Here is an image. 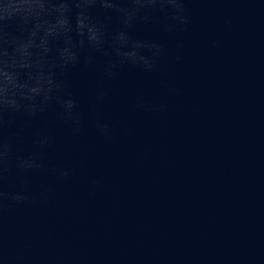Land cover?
Returning <instances> with one entry per match:
<instances>
[{"label":"water","instance_id":"1","mask_svg":"<svg viewBox=\"0 0 264 264\" xmlns=\"http://www.w3.org/2000/svg\"><path fill=\"white\" fill-rule=\"evenodd\" d=\"M184 31L141 26L136 37L161 43L158 71L118 69L96 105L95 71L70 73L84 117L73 137L54 112L26 122L18 144L47 130L42 155L52 172L13 175L46 203L5 210L9 252L31 244L25 264H264V0H188ZM179 58V59H177ZM137 97L149 108L135 109ZM161 104L163 111L150 110ZM113 131L96 130L93 110Z\"/></svg>","mask_w":264,"mask_h":264},{"label":"clouds","instance_id":"2","mask_svg":"<svg viewBox=\"0 0 264 264\" xmlns=\"http://www.w3.org/2000/svg\"><path fill=\"white\" fill-rule=\"evenodd\" d=\"M188 0H0V264H25L33 245L9 252L4 241L3 216L27 204L46 203L51 189L41 187L38 196L28 182L20 190H6L13 175L52 172L58 180L73 175L70 168H50L43 151L54 144L47 130L31 132L32 150H18L27 127L12 131L18 118L26 122L54 112L59 123L68 124L71 135L84 127L80 105L72 91L73 69L93 70L99 78L93 90L96 105L107 96L104 85L116 79L118 69L130 67L145 73L160 69L166 54L154 40L139 39L141 26L159 24L164 32L184 31L189 24ZM179 59V58H177ZM137 97L135 109H148ZM161 104L150 110L163 111ZM99 135L111 141L113 131L93 110ZM44 264H66L52 257Z\"/></svg>","mask_w":264,"mask_h":264}]
</instances>
